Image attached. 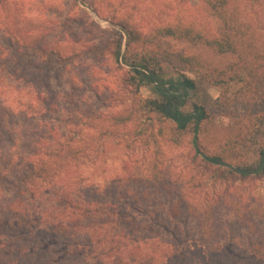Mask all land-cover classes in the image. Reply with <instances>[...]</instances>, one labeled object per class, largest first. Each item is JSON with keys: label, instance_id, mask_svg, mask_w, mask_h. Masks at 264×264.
I'll list each match as a JSON object with an SVG mask.
<instances>
[{"label": "rangeland", "instance_id": "1", "mask_svg": "<svg viewBox=\"0 0 264 264\" xmlns=\"http://www.w3.org/2000/svg\"><path fill=\"white\" fill-rule=\"evenodd\" d=\"M37 1L33 10L29 8V0L20 1L18 6L26 20L30 15L40 17V29L45 33L42 41L36 43L37 49L46 47L44 43H47L50 45L47 52L58 50L65 56L57 59L53 54L55 58H50L52 64L44 75L31 68L32 77L28 81L4 77L0 83L2 106L11 112L5 116L0 109V171L7 178L6 183H0V264H135L141 259L146 261L148 256L154 258V264H162L157 253L165 252L173 243L191 248L187 253L188 264L202 263L200 255L193 258L191 253L199 248L213 249L206 253L207 260L213 264L259 261L253 259L251 251L252 247L264 249V177L239 178L230 174L228 167L209 164L198 155L201 150L233 163L256 161L258 149L264 146V123L230 110V102L236 97L257 103L251 99L252 85L246 95L242 94L239 89L243 84L234 78L235 81L226 85L225 104L219 86L197 81V94L182 109L193 112L194 103L203 104L206 117L198 130L191 125L182 134L173 123L158 120L155 114L141 108L144 99L155 96L156 85L137 89L131 81L129 67L121 59L117 63L113 55L115 31L119 30L116 15L129 14L142 39L156 26L176 18H182L185 23H201L210 36L215 35L222 23L205 16L202 0H166L169 8L164 10L160 5L162 0H84L91 7L80 0ZM252 17L244 10L241 23H249ZM26 27L24 24L23 29ZM121 34L124 43L126 37ZM24 35L27 37L25 32ZM140 46L167 57H195L215 74L237 61L234 53L216 54L205 45L174 38L145 44L140 40L134 48ZM29 51L25 49V54ZM38 63L42 66L40 60ZM162 67L166 77L178 83L180 71L167 62ZM185 73L194 79L192 74ZM220 77L224 74L220 73ZM29 109L33 113L28 120L29 128L26 123L18 127L19 115ZM114 117H124L125 121H116ZM27 131L40 149L66 146L60 142L74 137L75 141L84 143L88 158L81 166L63 170L50 184L42 182L38 189L30 190L18 180L21 151L30 148L25 143ZM233 140L241 141L242 146L229 145ZM10 154L16 157L8 165L6 159ZM129 177L132 181L144 180L146 186L152 183L154 187L149 185L151 198L141 206H127L113 200L144 226L138 235L143 238L140 250L124 245L115 251L119 242L126 244L137 236L126 227L116 229L106 222L100 201L115 199L118 194L113 189L117 179ZM131 187L137 189L134 183ZM69 194L79 197L76 203L88 205L92 216L89 223L98 224L95 229L89 225L77 233H59L48 225L53 219L50 223L58 224L67 217L73 218ZM176 199L183 200L180 208L186 216L183 221L173 219L171 224L166 214ZM15 201L24 205L23 212L28 215L27 224L19 230L14 227L13 216L4 210ZM191 203L195 205L190 206ZM239 212L245 213L250 228L243 225ZM6 224L13 228L5 227ZM23 226L25 231L21 230ZM149 228L160 234L145 231ZM115 232L119 236L113 239L111 235ZM218 246L223 248L221 252L216 250ZM164 264L183 263L174 257Z\"/></svg>", "mask_w": 264, "mask_h": 264}, {"label": "trees", "instance_id": "2", "mask_svg": "<svg viewBox=\"0 0 264 264\" xmlns=\"http://www.w3.org/2000/svg\"><path fill=\"white\" fill-rule=\"evenodd\" d=\"M20 1L23 2L24 0H0V83L4 77L14 81H20L21 77L28 81L32 77V73L29 70L31 68H37L36 70L38 72L41 71V74L44 75V71L50 68L49 64H52L50 58H55L53 54L56 55L57 59L65 56L58 50L47 52V47L48 50L50 47V45L47 46V43H44L46 47H41L39 50L37 49L36 43L42 41L45 31L40 29L42 26L39 22V16L30 15L29 19L26 20L24 13L19 11L18 6ZM80 1L84 5L91 7L87 1ZM202 2L206 8L205 16L212 17L217 22L222 23V26L219 25L216 29L215 35L210 36V33L205 31L204 26L197 21L185 23L182 18H176L173 22L169 21L163 25L156 26L142 39L140 35L136 33L135 30L137 28L135 24L131 23L129 14L123 15L122 17L118 15L114 16L118 19L117 22H114L116 26L119 27V30L115 31L116 42L113 52L114 60L120 63L121 59L123 64L129 67L131 81L137 89L143 86H149L150 84L156 85L154 91L155 96L153 98L144 99L141 108L148 113L155 114L158 120H167L173 123L175 129L179 133H186L191 125H195V129L198 130L199 123L206 117V108L203 104L194 103L193 112L184 111L182 109L186 101L197 94V81H206L211 85L219 86L222 89L221 96L225 95L227 90L226 85L235 81L234 78H236L237 82L243 84L239 89L242 94L246 95L252 85L254 94L251 99H256L257 103L252 104L247 101L243 102L242 99L236 97L230 102V110H237L239 113L243 112L249 120L255 118L256 121L264 123V0H202ZM29 3L31 4L29 8L33 10L35 8L34 5H37L38 1L29 0ZM160 5H162L163 10L169 8L166 0H162V4ZM244 10L248 11L253 16L247 24L241 23ZM109 22L112 25L114 24L111 19ZM24 24H27L25 29H23ZM30 28L32 30H30ZM24 32L27 37H25ZM121 33L126 37L124 43ZM165 38H174L190 44L205 45L216 54L231 52L237 56V61L228 65L224 71L215 74L205 69L198 60L192 56L171 55L167 57L162 54L159 55L150 49H144V46L134 48V45L139 43L140 40L145 44ZM123 45L124 50H122ZM25 49L30 50L29 54H25ZM39 60L42 66L38 63ZM163 62H167L180 71L178 83L166 77L163 72ZM185 72L192 74L194 79L189 77ZM220 73H223L224 77L221 78ZM221 96L218 97L217 100H219ZM223 98L226 104L228 98L225 96L222 97V99ZM3 103L2 93H0V109L5 113V116L10 115L11 112L8 107L2 106ZM14 112L15 110H12V113ZM32 114L33 113H30L29 109L28 112H23L19 115L16 120L17 126L20 127L21 124L26 123L27 128H29L28 120L30 116H33ZM113 119L116 121H125L124 117H114ZM31 138V133L27 131L25 143L26 145L28 144L30 148L26 152L21 151L23 152L20 155V159L22 160L20 167L22 169L18 176L19 182L30 190L38 189L42 182L48 181L50 184L63 170L67 169L68 171L75 166H81V164L85 162V159L88 158V155L85 153L86 147L84 143L78 140L75 141L74 137L67 138L65 142H60V145L66 144V146L61 147L56 145L55 147L51 145L50 148L45 149L38 148L36 141ZM169 140L173 141L171 138ZM231 142L232 143L229 145L242 146L239 140H233ZM195 145H197L196 142ZM198 155H200L203 161L209 164L228 167L229 173H233L239 178L264 177V146L258 149V158L251 163H233L226 161L222 156L205 154L201 150H198ZM7 157V163L10 165L16 155L10 154ZM5 176V173L0 171V183L7 182ZM142 181L144 182V180ZM142 181H132L130 177L126 179L119 178L113 189V192L118 194L115 199L113 197L112 201H100V205H103L102 216L104 215V218L106 217V222L113 225L112 227L115 226L114 228L116 229L118 227H126L129 229L127 231L137 236L126 244L119 242L115 251H117L120 246L123 247L124 245L126 247L131 245L132 248H136L137 250L141 248L140 243L143 242V238L138 235L142 232L144 227L143 224L130 215L126 208L121 210L118 206L120 203L116 204L115 201H122V204L127 206L131 204L141 206L144 201L145 203L149 201L151 194H149L147 188L149 185L150 187L154 186H151L152 183L146 186ZM145 181H149V179L146 178ZM131 183H134L137 189H132ZM168 192L171 191L168 190ZM75 199L79 200V197L75 198L69 194L68 203L70 207H74V210L70 213L73 218L69 219L67 217V219H63L65 220L64 222L58 224L50 223L54 219L49 221L48 225H50L52 229L57 230L59 233H69L72 231L77 233L84 229V227L86 229V227L92 225L89 223L92 221V216L88 210V205L78 204ZM182 202V199L172 201L169 213L167 212L166 214L169 223L172 224L173 219L179 218L180 221H183L185 218L186 215H184L180 208ZM193 205L195 204H190V206ZM107 207H109L108 212H106ZM24 208V205L17 201L8 203L4 208L6 213L13 216L16 222L14 227L18 228V230L21 228V225H26V222H28L27 212H23V210H25ZM238 216L245 227L251 226L247 222L245 213L239 212ZM155 218L159 219V217ZM165 219L163 220L165 221ZM96 225L98 224L95 223L92 225L93 229H95ZM5 227L13 228L10 224H6ZM21 230L25 231L24 226ZM145 231L154 233L150 228ZM165 233L169 232L165 229ZM154 234L158 236L160 233ZM118 236L117 232L111 235L113 239H116ZM139 239L142 241L139 242ZM173 244L175 245L167 247L165 252L160 251V253H157L162 257L161 263L171 262V259L176 257L177 261L188 264L187 253H190L191 248L186 249L181 244ZM215 248L219 252L223 249L219 246ZM212 251V248H208L205 251L199 248L191 253L194 255L193 258H197V255L201 256L203 259L201 264H213L206 258V253ZM134 252L135 251H133V254H136ZM251 252L253 254V259L259 260L251 264H264L263 248L252 247ZM259 252H261L260 256H257ZM231 254L235 257L233 252H231ZM141 261H144V263H141ZM153 261L154 258L148 256L146 261L141 259L138 262L134 261V263L147 264L149 262V264H154ZM192 262L193 261H190L189 263L193 264ZM215 263L225 264L221 261ZM228 264L243 263L231 262Z\"/></svg>", "mask_w": 264, "mask_h": 264}]
</instances>
